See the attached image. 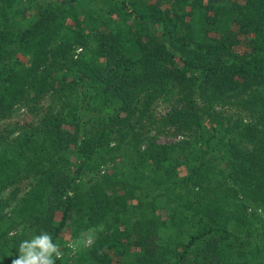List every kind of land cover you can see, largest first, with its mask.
Segmentation results:
<instances>
[{
  "label": "trees",
  "instance_id": "16d2710c",
  "mask_svg": "<svg viewBox=\"0 0 264 264\" xmlns=\"http://www.w3.org/2000/svg\"><path fill=\"white\" fill-rule=\"evenodd\" d=\"M77 4L0 0V120L40 116L0 137V245L103 226L68 264H264V0Z\"/></svg>",
  "mask_w": 264,
  "mask_h": 264
},
{
  "label": "rangeland",
  "instance_id": "374dc122",
  "mask_svg": "<svg viewBox=\"0 0 264 264\" xmlns=\"http://www.w3.org/2000/svg\"><path fill=\"white\" fill-rule=\"evenodd\" d=\"M22 2L26 3V5H29L30 7L37 3V1L41 4H45L46 1L48 0H21ZM50 1V0H49ZM53 1V0H52ZM64 0H61L63 2ZM80 5L79 7H82L84 9L90 8L93 10L94 5L99 4V0H80ZM30 11L25 7L23 8V15L26 17V20L30 19L31 16H28ZM32 18V17H31ZM80 47H75V49L72 50L73 57L76 56V54L80 51ZM165 98V99H164ZM169 96H163L160 99L154 102L153 104V116L151 119H159L161 116H163L169 108L170 102H172L171 99L167 101ZM49 100L47 98H42L41 100V112L44 110L45 106L48 105ZM26 107L22 105H15L12 108V112L8 117L5 119L0 120V137L2 138L3 136H7L9 132H15L17 131V127L23 126L24 124L28 125H36L37 118L40 116H31L29 113L26 111ZM40 115V114H39ZM145 122L143 127H140L141 130L145 133V135L148 136H155L156 140L158 142H170L173 140H178L180 139V135H175V133L172 131V128H164V127H158L155 124H150L147 121ZM38 123V122H37ZM164 128V129H163ZM167 129V130H166ZM105 168V167H104ZM102 173L101 169L99 171ZM92 173H87L85 176V181L86 179H90ZM94 174V173H93ZM13 188V185H9L6 189L2 190V194L6 195L8 194ZM29 190L28 186V180H24L19 187H17L16 194H15V200L21 199L23 196L26 195L27 191ZM14 202H12L9 206H7L4 211L8 214L11 206L13 205ZM264 216V215H262ZM235 226V224H234ZM233 226H229L231 228ZM103 230V226H93V227H88L85 229H80L78 231H71L70 227L63 228L62 233L56 238L54 243H57L60 246V250L63 253L62 259H55L54 264H63L66 262V264L70 263L72 259L76 258L79 254V251L82 248H85L88 246V244L83 243V241H87L89 237L92 238V241L95 239V237L98 235L100 231ZM18 231V228L12 229L7 235L8 237H11L14 235V232ZM82 241L77 245L76 250L74 251L73 249L67 247L68 243L77 241V240ZM0 249L4 250V253L0 251V263L1 264H11V260L14 259L18 253L17 249L15 251H10L7 250L6 247H3L0 245Z\"/></svg>",
  "mask_w": 264,
  "mask_h": 264
},
{
  "label": "clouds",
  "instance_id": "9594fccd",
  "mask_svg": "<svg viewBox=\"0 0 264 264\" xmlns=\"http://www.w3.org/2000/svg\"><path fill=\"white\" fill-rule=\"evenodd\" d=\"M77 241L67 244V247L73 249L81 243ZM90 245L92 238L83 241ZM18 255L11 260V264H54L55 259H62L63 253L60 246L53 242L52 235L47 231H41L39 234L33 235L30 240H22L17 248Z\"/></svg>",
  "mask_w": 264,
  "mask_h": 264
}]
</instances>
